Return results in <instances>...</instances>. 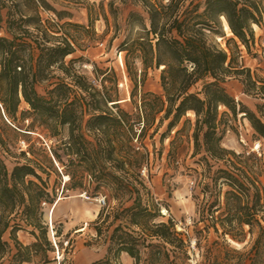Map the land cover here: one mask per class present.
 Returning <instances> with one entry per match:
<instances>
[{
  "label": "trees",
  "instance_id": "trees-1",
  "mask_svg": "<svg viewBox=\"0 0 264 264\" xmlns=\"http://www.w3.org/2000/svg\"><path fill=\"white\" fill-rule=\"evenodd\" d=\"M115 1L122 7L142 11L129 14L126 25L132 31L136 28L137 33L120 45V52L126 54L129 78L135 84L132 103L136 105L135 90L140 84L143 86L149 70L162 69L163 95L145 93L142 116L133 119L119 104H113L108 92L104 94L83 83L84 77L74 75L71 86L55 76L58 69L70 77L71 69L65 60L76 53L79 45L66 28L95 34L92 8L88 28L67 23L63 26L66 34H62L60 26L43 25L38 15L39 7L48 8L61 20L62 14L46 0H27L35 16L20 13L14 0H0V35L5 34L0 36V116L10 123H21L28 133H46L52 139L60 138L67 129L68 140H62L61 146L51 149L50 156H44L51 173L69 176L70 184H65L62 195L68 191L98 195L108 190L120 200L128 196L126 202L133 201L131 207L114 213L102 211L93 224L100 238L106 227V240L110 241L108 256L93 264H121V254L141 264L143 251H149L145 264H189V246L175 224H153L154 219L161 217L160 209L144 196L146 185L135 173L143 161L132 143L136 125L142 126L144 135L163 115L160 125L169 121L167 132L161 137L164 140L189 113L193 114L194 156L203 154L204 165L200 174L203 198H197V215L198 224L205 228L197 232L201 237L197 238L198 248L211 230L226 245L228 239L238 244L249 239L248 252L233 250L235 257L221 261L215 256H204L202 264H264V159L223 147L228 122L224 121L227 114L220 113L225 108L234 118L245 115L264 140V105L258 106V116L237 102L225 87L230 79L245 76L246 87L256 88L250 70L237 67L241 54L238 43L248 54L251 52L254 27L264 24V0ZM115 1L110 2V10L116 20ZM104 19L108 22L106 16ZM224 21L233 36L227 40V50L216 42L217 38H225ZM137 64L141 65L140 70ZM139 72L142 79L138 82ZM55 79L58 82L54 83ZM45 83L50 85L46 94L40 95L37 88ZM199 84L201 90L193 92ZM22 104L29 110L21 111ZM187 123L190 120L184 124ZM0 144L4 142L0 140ZM1 156L0 151V264L43 260L47 253L54 252L43 222L44 206L56 205L59 198L57 190L50 191L43 178L49 180L51 174L32 159L10 172ZM55 165L64 170L59 174ZM117 221L121 223L109 233ZM130 227L139 229L138 238L127 232ZM27 229H31L36 240L30 246L18 238ZM7 234L9 241L5 240Z\"/></svg>",
  "mask_w": 264,
  "mask_h": 264
},
{
  "label": "rangeland",
  "instance_id": "rangeland-1",
  "mask_svg": "<svg viewBox=\"0 0 264 264\" xmlns=\"http://www.w3.org/2000/svg\"><path fill=\"white\" fill-rule=\"evenodd\" d=\"M14 1L19 5L17 10L20 13L25 16H35L32 6H27V0ZM111 1L115 0H46L53 10L62 14L61 20L48 8L39 7L38 15L43 25L51 23L56 28L60 26L62 28L61 33L66 34L63 26L67 23L88 28V13L92 8L95 34L93 31L82 34L78 29L66 28L77 39L79 45H77L76 53L65 60L66 67L71 69L70 77L65 76L58 69H55V76L71 86L74 85V75L84 77L83 83L86 82V85L96 87L98 91L104 94L108 92L113 98V104H119L122 110L135 119L137 116H142L140 108L145 93L163 95L161 88L162 69L148 71L143 86L140 84L135 90L134 102L136 105H134L131 97L135 84L129 78L125 64L126 54L120 52V45L127 37L133 38L137 33L136 28L132 31L126 25L129 14L132 11L142 14V11L139 8L122 7L118 1H115L114 7L118 11L115 20L110 10ZM168 1L166 0V3ZM205 1L200 0L202 3ZM7 12L8 8L4 9L2 13L5 16ZM105 16L108 22L104 19ZM224 26L225 38H217L216 42L222 49L227 50V40L232 39L233 36L226 30V22ZM254 32L255 44L251 47L249 54L238 43L241 54L237 57V67L250 70L253 81L256 82V88L255 86L246 87L244 84L245 76L230 79L225 87L235 99L242 93L243 101L237 102L243 103L250 111L258 115V106L264 105L262 99L264 84L260 83L264 81V24L261 28L254 27ZM0 36H5V34L2 33ZM71 62L74 63L71 64ZM137 67L139 70L142 68L140 64H137ZM139 75L138 82L142 79L140 72ZM53 82H58V80L55 79ZM49 85L50 83H45L38 86V93L45 95ZM200 90L201 84L193 89V92ZM20 110L26 111L29 110V107L22 104ZM116 112L117 110L114 109L113 113ZM220 113L227 114L224 121L228 122L223 147L237 154H255L264 159V140L253 130L245 115H238L237 118H234L225 108H221ZM162 116L157 117L154 126L144 135H141L142 126L136 125V136L132 143L134 150L140 154L139 157L143 161L142 166L135 173L139 174L146 185L147 191H144V196L150 202L153 201L158 205L160 209L161 217L154 219L153 224L169 221L175 224L177 232L185 238L189 246L191 258L189 264H202L205 261L204 256L209 258L215 256L220 261L225 257H235L233 250L248 252L249 239L244 244H238L228 239L229 245H226L221 238L214 234L213 230L210 231L207 239L206 237L202 238L198 248L197 238L200 239L201 237L197 232L205 228L203 224H198L199 217L197 215L199 203L197 198L200 200L203 198L200 174L204 170V165L201 162L203 154L194 156L195 116L189 113L164 140L161 137L166 134L169 121L160 125ZM88 119L86 118V120ZM187 119L190 120V123L184 124ZM25 124L28 126L29 123L26 122ZM25 130L24 125L12 121L10 123L1 114L0 140L4 144H0V151L4 163L10 172L17 165H25L27 159H32L43 165L51 174L49 180L46 176L43 178L48 182L49 190L55 188L59 197L56 205L44 206L43 222L48 228V235L54 252L47 253L45 259H37L31 264H93L104 260L108 256V248L110 247V241L108 238L106 240L108 231L104 227L103 236L100 238L94 230L93 224L102 211L114 213L123 208L131 207L133 201L126 202L128 196L120 200L108 190L98 195L79 191H68L62 195L65 184L67 186L70 184V179L65 181L64 178L69 176L60 175L59 177L51 173L49 163L44 156L48 154L50 156L52 148L61 146L62 140H68L67 129L58 139L49 138L46 133H28ZM178 131L181 133L177 136L176 132ZM137 138L138 141L135 142ZM88 139L93 141L91 138ZM60 152L63 153L62 150ZM55 166L59 174L64 170L60 168V171L58 165ZM144 167H147L146 176L141 175ZM126 168L129 169V167ZM261 181L264 185V175ZM100 199L106 200V207L101 208L99 206L98 200ZM112 220L113 217L109 219L108 226ZM120 223L117 221L109 233ZM30 232L31 229H27L18 234L20 242L25 246H30L36 242ZM127 232L134 238H138L139 229L130 227ZM206 235L204 233V236ZM5 240L9 241V234L5 236ZM148 254L149 251L142 252L141 264H145L144 260ZM122 255L119 257V262L126 264L121 259Z\"/></svg>",
  "mask_w": 264,
  "mask_h": 264
},
{
  "label": "crops",
  "instance_id": "crops-1",
  "mask_svg": "<svg viewBox=\"0 0 264 264\" xmlns=\"http://www.w3.org/2000/svg\"><path fill=\"white\" fill-rule=\"evenodd\" d=\"M243 94L241 93L239 96H236L237 101H243L242 98ZM122 261H124L126 264H134V260L131 259L127 254L122 255Z\"/></svg>",
  "mask_w": 264,
  "mask_h": 264
},
{
  "label": "built area",
  "instance_id": "built-area-1",
  "mask_svg": "<svg viewBox=\"0 0 264 264\" xmlns=\"http://www.w3.org/2000/svg\"><path fill=\"white\" fill-rule=\"evenodd\" d=\"M137 141H138V138L135 140V142H137ZM146 173H147V167H144L142 172H141V175L142 176H146ZM64 179L66 181V178H64ZM98 204H99V206L101 208H104V207H106V200L105 199H100V200H98Z\"/></svg>",
  "mask_w": 264,
  "mask_h": 264
},
{
  "label": "bare ground",
  "instance_id": "bare-ground-1",
  "mask_svg": "<svg viewBox=\"0 0 264 264\" xmlns=\"http://www.w3.org/2000/svg\"><path fill=\"white\" fill-rule=\"evenodd\" d=\"M226 30L232 35V33H231V30H230V28H229V26H228V24L226 23ZM69 180V177H66V181H68ZM83 231V230H82ZM81 231V232H82ZM80 260V259H79Z\"/></svg>",
  "mask_w": 264,
  "mask_h": 264
}]
</instances>
